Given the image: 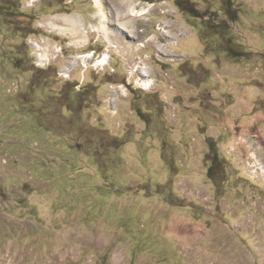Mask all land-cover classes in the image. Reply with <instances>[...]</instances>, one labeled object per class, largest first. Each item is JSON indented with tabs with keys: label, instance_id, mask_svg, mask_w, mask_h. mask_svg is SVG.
I'll use <instances>...</instances> for the list:
<instances>
[{
	"label": "rangeland",
	"instance_id": "rangeland-1",
	"mask_svg": "<svg viewBox=\"0 0 264 264\" xmlns=\"http://www.w3.org/2000/svg\"><path fill=\"white\" fill-rule=\"evenodd\" d=\"M39 1L0 0V264H264V0Z\"/></svg>",
	"mask_w": 264,
	"mask_h": 264
},
{
	"label": "built area",
	"instance_id": "built-area-1",
	"mask_svg": "<svg viewBox=\"0 0 264 264\" xmlns=\"http://www.w3.org/2000/svg\"><path fill=\"white\" fill-rule=\"evenodd\" d=\"M37 2L40 3L39 0H26V3H28L27 8H32ZM31 4V5H29ZM34 37V36H33ZM31 38V37H30ZM29 38V43L32 44V42L30 41ZM34 45L36 46V42L34 43ZM32 45V46H34ZM106 51L104 53H98L96 50H92L88 53H85L83 55H79L76 57H69L68 58V65L62 70L63 72H59L60 76H70L71 72H74L76 70V68L78 67V63L76 64L77 61H81L82 64V69H90L89 67H91V69L93 68V70H101L104 71L105 69H107V67L109 66V62H110V54H109V49L105 48ZM57 52H64V48L61 45H55L54 49H53V61H56V53ZM65 55V54H64ZM49 56H44L43 54V60L40 61V68H47L49 66H51V60L49 59ZM58 61V60H57ZM72 64V65H69Z\"/></svg>",
	"mask_w": 264,
	"mask_h": 264
},
{
	"label": "bare ground",
	"instance_id": "bare-ground-1",
	"mask_svg": "<svg viewBox=\"0 0 264 264\" xmlns=\"http://www.w3.org/2000/svg\"><path fill=\"white\" fill-rule=\"evenodd\" d=\"M134 6V5H133ZM137 6H134L133 8H131V15L133 16V17H135V18H139V17H141V16H143V15H145L146 13H144V11L142 10V11H139V10H137V8H136ZM167 33V32H166ZM170 37H172V36H170ZM36 46H38V45H36ZM144 47V46H143ZM40 49V48H39ZM49 52V51H48ZM110 53V52H109ZM112 53V52H111ZM45 56V55H44ZM142 74L145 76V77H148V78H150L151 79V76H150V74H149V71H148V68L147 67H143L142 68ZM148 82V81H147ZM149 83H151V81H149ZM148 83V84H149ZM145 86V85H144ZM147 86V85H146ZM152 86V85H151ZM144 88V87H143ZM115 99V98H114ZM113 101V100H112Z\"/></svg>",
	"mask_w": 264,
	"mask_h": 264
},
{
	"label": "trees",
	"instance_id": "trees-1",
	"mask_svg": "<svg viewBox=\"0 0 264 264\" xmlns=\"http://www.w3.org/2000/svg\"><path fill=\"white\" fill-rule=\"evenodd\" d=\"M178 2V6H179V8H184V6H182L181 4H183L182 2H185V1H177ZM186 11H189V10H186ZM185 11V12H186ZM183 12H184V10H183ZM33 36H36V32H33V33H31V34H29V36L27 37V39H29L30 37H33ZM28 45V44H27ZM29 46V45H28ZM36 68V67H35Z\"/></svg>",
	"mask_w": 264,
	"mask_h": 264
}]
</instances>
